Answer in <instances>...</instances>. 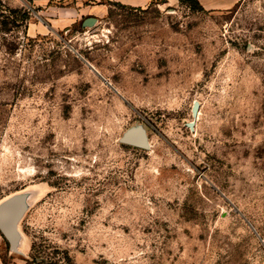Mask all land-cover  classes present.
<instances>
[{
  "label": "rangeland",
  "instance_id": "1",
  "mask_svg": "<svg viewBox=\"0 0 264 264\" xmlns=\"http://www.w3.org/2000/svg\"><path fill=\"white\" fill-rule=\"evenodd\" d=\"M108 7L0 0V203L26 204L2 264H264V0Z\"/></svg>",
  "mask_w": 264,
  "mask_h": 264
},
{
  "label": "crops",
  "instance_id": "2",
  "mask_svg": "<svg viewBox=\"0 0 264 264\" xmlns=\"http://www.w3.org/2000/svg\"><path fill=\"white\" fill-rule=\"evenodd\" d=\"M160 1L161 0H8V3L16 7L23 4L40 7L45 13H48L49 18L45 17L52 23H74L86 15H105L109 10V2H116L129 6H145L152 2ZM198 1L201 6L208 10L228 9L240 2V0ZM0 264H2L1 259Z\"/></svg>",
  "mask_w": 264,
  "mask_h": 264
},
{
  "label": "water",
  "instance_id": "3",
  "mask_svg": "<svg viewBox=\"0 0 264 264\" xmlns=\"http://www.w3.org/2000/svg\"><path fill=\"white\" fill-rule=\"evenodd\" d=\"M97 22L95 16H90L84 20L85 25H93ZM90 67L100 74L97 69L88 62ZM200 110V101L195 100L192 106L193 119L187 122L191 130L195 129ZM121 141L141 148H149V139L144 127H132L128 129L121 138ZM25 197L22 194L12 195L0 203V231L10 243L14 251L19 252L20 232L19 222L25 212ZM254 230L255 228L252 227ZM257 232V231H256Z\"/></svg>",
  "mask_w": 264,
  "mask_h": 264
},
{
  "label": "trees",
  "instance_id": "4",
  "mask_svg": "<svg viewBox=\"0 0 264 264\" xmlns=\"http://www.w3.org/2000/svg\"><path fill=\"white\" fill-rule=\"evenodd\" d=\"M181 1H187L191 4L195 3V4H198L200 7H202L201 4L198 2V0H181ZM24 17L29 18V10L24 11Z\"/></svg>",
  "mask_w": 264,
  "mask_h": 264
},
{
  "label": "bare ground",
  "instance_id": "5",
  "mask_svg": "<svg viewBox=\"0 0 264 264\" xmlns=\"http://www.w3.org/2000/svg\"><path fill=\"white\" fill-rule=\"evenodd\" d=\"M199 116V115H198ZM198 120V119H197Z\"/></svg>",
  "mask_w": 264,
  "mask_h": 264
}]
</instances>
